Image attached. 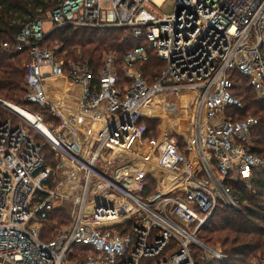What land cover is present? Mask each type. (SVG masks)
Listing matches in <instances>:
<instances>
[{"label":"built area","instance_id":"2783aa9c","mask_svg":"<svg viewBox=\"0 0 264 264\" xmlns=\"http://www.w3.org/2000/svg\"><path fill=\"white\" fill-rule=\"evenodd\" d=\"M166 1L62 0L4 45L28 50L26 100L40 111L23 109L54 134L47 139L60 160L46 166L30 134L46 138L37 125L18 113L0 118V264H199L194 247L203 261L227 260L198 233L217 209H244L236 185L252 191L264 173V158L251 152L258 119L225 116L243 106L232 71L264 97V0H172L165 13ZM62 27L130 28L146 44L122 67L107 55L95 75L88 62L60 57L59 43H42ZM149 50L165 62L152 83L143 70ZM51 79L81 87L78 115L55 98ZM43 112L75 134L63 137ZM148 119L159 121L156 136L146 135ZM56 209L70 222L44 241L43 221Z\"/></svg>","mask_w":264,"mask_h":264},{"label":"trees","instance_id":"16d2710c","mask_svg":"<svg viewBox=\"0 0 264 264\" xmlns=\"http://www.w3.org/2000/svg\"><path fill=\"white\" fill-rule=\"evenodd\" d=\"M62 0H0V98L16 103L32 112L40 111L39 107L26 100V70L28 50L14 52L5 49L4 45H13L17 35L27 23L44 17L46 12L57 7ZM42 43L53 47L61 46V55L67 62L78 58L88 62L95 75H98L107 55H114L122 67L126 54L135 47L144 45L143 39L133 36L130 28L103 27L52 28ZM77 55V57H76ZM165 62L158 58L153 50H149L148 60L143 70L149 83L160 75ZM121 72V69H119ZM122 74V72H121ZM233 81L232 94L242 102V107L228 106L225 116L233 120H244L256 117L258 124L252 129L251 152L264 158V97L258 98L249 85V80L238 71L230 72ZM124 79V76H123ZM124 82L125 79H124ZM0 109V116H4ZM47 124L57 125L59 119L48 112H43ZM9 117V116H8ZM6 117V118H8ZM5 118V119H6ZM13 118V117H12ZM15 121L18 118L14 119ZM147 137L156 136L159 121L148 119ZM42 144V153L46 166L55 168L58 161L54 160V152L49 150L43 137L38 140ZM253 190L249 191L242 185H236L246 207L241 211L219 208L198 233V238L210 246L219 245L226 253L225 262L203 261L200 249L194 247L193 254L199 264H264V173L255 176ZM147 181H151L147 178ZM152 190V187L151 189ZM57 222V225H55ZM70 218L65 210L56 209L48 214L43 221L41 239L52 240L57 229L68 225ZM79 251L92 252L90 247H78ZM84 256V255H83Z\"/></svg>","mask_w":264,"mask_h":264},{"label":"rangeland","instance_id":"374dc122","mask_svg":"<svg viewBox=\"0 0 264 264\" xmlns=\"http://www.w3.org/2000/svg\"><path fill=\"white\" fill-rule=\"evenodd\" d=\"M172 10H173L172 0H167L166 3H165V5L162 7V11L165 12V13H170V12H172ZM45 27H46V28H48V27L50 28V23H46V24H45ZM76 57H77V55H76ZM0 99H1V98H0ZM4 100H6V99H4ZM6 101H8V102H10V103H12V104L18 106V105H17L16 103H14V102H11V101H9V100H6ZM0 109L5 113L4 116H0L1 119H4V118H6V117H8V116H9V117H13V119L18 118L17 113H16L13 109H11L10 107H8V106H4V105H1V104H0ZM18 120H20V118H18ZM52 124L56 127V129H58L59 133H60L63 137L71 138V137H72V134H75V133L72 131L71 127L68 125V123H66V122H64V121H61L60 119H59V123H58L57 125H55L54 123H52ZM87 133H89V134H87ZM30 134H31L36 140H39V139H40V135H39L37 132H35L33 129H31ZM92 134H93V132H88V131H86V133H81L82 137H84L86 140H89ZM58 136H59V138H60V135H58ZM66 138H65V139H66ZM60 139H61V138H60ZM43 141H44V143H46L48 149H49V150H52V151L54 152V160H56V161L60 160V158H59V156H58V154H57L58 152H56V151L54 150V145H53V143H52L50 140H48L47 138H43ZM59 153H60V155H61V151H60V150H59ZM148 178H149L150 180H152V183H153L154 186L157 185V182H156V181L153 182V178H152V177L149 176ZM216 246H219V245H216Z\"/></svg>","mask_w":264,"mask_h":264},{"label":"crops","instance_id":"0c3cea01","mask_svg":"<svg viewBox=\"0 0 264 264\" xmlns=\"http://www.w3.org/2000/svg\"><path fill=\"white\" fill-rule=\"evenodd\" d=\"M50 81L54 86L52 91L55 98H58L61 104L70 109L71 115H78L81 87L75 86L64 79H51Z\"/></svg>","mask_w":264,"mask_h":264},{"label":"bare ground","instance_id":"6f19581e","mask_svg":"<svg viewBox=\"0 0 264 264\" xmlns=\"http://www.w3.org/2000/svg\"><path fill=\"white\" fill-rule=\"evenodd\" d=\"M12 109L18 113L19 115L24 116L25 118H27L31 123H34L35 125H37V128L40 129V131L44 132L46 138L50 139V140H54L56 141L57 139L55 138L54 134L47 129L44 125L36 122L35 117L33 115H31L29 112H27L26 110H24L22 107L20 106H16L14 104H11Z\"/></svg>","mask_w":264,"mask_h":264}]
</instances>
